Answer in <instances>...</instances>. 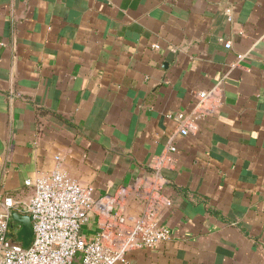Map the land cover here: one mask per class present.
<instances>
[{"label":"crops","instance_id":"0c3cea01","mask_svg":"<svg viewBox=\"0 0 264 264\" xmlns=\"http://www.w3.org/2000/svg\"><path fill=\"white\" fill-rule=\"evenodd\" d=\"M216 84L220 113L180 135L168 114ZM168 143L170 238L125 264H264V0H0V196L56 157L113 194Z\"/></svg>","mask_w":264,"mask_h":264},{"label":"built area","instance_id":"2783aa9c","mask_svg":"<svg viewBox=\"0 0 264 264\" xmlns=\"http://www.w3.org/2000/svg\"><path fill=\"white\" fill-rule=\"evenodd\" d=\"M193 98L187 114H168L179 121L182 136L219 114L223 105L217 84L195 91ZM175 154L176 145L168 143L151 159L147 173L113 194L98 196L91 184L73 179L56 157L50 173L24 181L33 189L26 200L0 196V264H125L130 251L168 240L170 231L157 217L170 205L165 172L175 168ZM133 201L140 203L138 213L132 212ZM12 213L30 219L33 235L27 247L17 241V233L12 237Z\"/></svg>","mask_w":264,"mask_h":264},{"label":"water","instance_id":"95a60500","mask_svg":"<svg viewBox=\"0 0 264 264\" xmlns=\"http://www.w3.org/2000/svg\"><path fill=\"white\" fill-rule=\"evenodd\" d=\"M11 218L14 223L20 225V229L17 232V241H19L23 247H27L33 235L29 217L27 215L12 213Z\"/></svg>","mask_w":264,"mask_h":264},{"label":"rangeland","instance_id":"374dc122","mask_svg":"<svg viewBox=\"0 0 264 264\" xmlns=\"http://www.w3.org/2000/svg\"><path fill=\"white\" fill-rule=\"evenodd\" d=\"M96 196H98V195H96ZM16 226H17V225H16ZM16 233H17V228L14 227L13 230L11 231V234H12V237H13V238H16Z\"/></svg>","mask_w":264,"mask_h":264}]
</instances>
